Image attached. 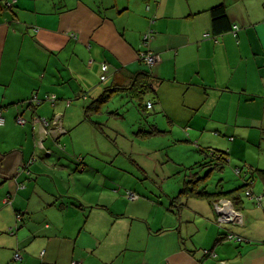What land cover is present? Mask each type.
Returning a JSON list of instances; mask_svg holds the SVG:
<instances>
[{
  "label": "crops",
  "instance_id": "crops-1",
  "mask_svg": "<svg viewBox=\"0 0 264 264\" xmlns=\"http://www.w3.org/2000/svg\"><path fill=\"white\" fill-rule=\"evenodd\" d=\"M8 1L0 0V264H264V183L253 179L263 165L239 168L230 156L245 147L235 135L264 142V0ZM221 4L237 29L215 34L211 9ZM148 51L153 67L140 61ZM120 70L151 72L152 110L190 139H232L225 167L245 182L242 226H220L217 197L206 195L177 199L179 220L155 227L154 203L130 201L100 164L70 154L65 142L85 114L73 98L101 95ZM38 118L58 123L46 129ZM223 188L212 194L231 191Z\"/></svg>",
  "mask_w": 264,
  "mask_h": 264
},
{
  "label": "rangeland",
  "instance_id": "rangeland-1",
  "mask_svg": "<svg viewBox=\"0 0 264 264\" xmlns=\"http://www.w3.org/2000/svg\"><path fill=\"white\" fill-rule=\"evenodd\" d=\"M152 84H156L154 78ZM96 96L92 95L89 100L81 98H73V100L75 104L85 105V108ZM154 96H156L154 89L149 90L143 96V105L149 99L156 98ZM139 105L140 101L137 98H131L126 93H114L104 105L102 113L93 118L103 124L105 133L100 132L91 122L82 118L80 123L77 122V127L71 131L72 141L70 142L67 137L68 141L65 144L68 145L72 156L76 149L77 152L79 151V156L85 157L87 163L100 164L103 171L112 174L115 177L113 184L116 189L121 187L123 192L135 191L143 199L154 203L155 214L151 219L155 227L162 223L170 225L174 220H179V203L176 206L175 202L172 203V199L169 202L167 194L178 196L184 181L194 179V173H197L196 176L199 177H205L209 173L212 168L208 163L210 160L201 151L202 149L210 148L226 152L231 149L229 144L232 140L229 136H224L226 134L214 133L213 135V132H204L200 141L199 138L190 139L187 131L184 132L172 126L158 110L154 109L149 113L143 109L144 112ZM155 129L160 132L150 134ZM233 138L236 142H245L242 151L233 150L230 153V156L234 157V163L238 162L239 168H246L248 165H244L245 163L253 164L254 167L260 164L263 165L262 170H264V142L259 147L258 137L242 139L241 136L235 135ZM230 156L226 157L230 158ZM72 159L73 157H70V160ZM90 164L89 167H91ZM234 169L235 166H226L222 171L209 173L199 183L206 186L205 188L210 193L216 190L222 191L223 187H226L224 191L235 189L245 182L242 176L235 173ZM253 179H257L259 185L263 183V177L257 169ZM162 199L175 209L168 211V206L163 208L160 202ZM185 208L188 209L186 206ZM203 254L206 257H214L206 254L205 249H203Z\"/></svg>",
  "mask_w": 264,
  "mask_h": 264
},
{
  "label": "trees",
  "instance_id": "trees-1",
  "mask_svg": "<svg viewBox=\"0 0 264 264\" xmlns=\"http://www.w3.org/2000/svg\"><path fill=\"white\" fill-rule=\"evenodd\" d=\"M213 19H212V26H213V32L215 34H221L230 31L233 27L232 24L228 18V15L226 13V7L221 4L218 6H215L211 9ZM143 63V62H142ZM118 76V80L114 81L110 85H108L103 93L99 95L97 98L93 99V101L88 104L84 111V118L86 121L91 122L97 130H99L102 133H105L101 123L98 121H95L93 118L94 116L100 115L102 113V109L104 105L111 99L112 95L114 93H126L128 94L131 98H137L140 101V108L144 109L146 108V104L143 105V96L149 91L153 90V74L151 72L142 70L138 71L136 73H129L128 71L120 70ZM107 77V76H106ZM37 98V97H36ZM51 99V98H47ZM53 100V99H52ZM55 101V100H53ZM150 101V100H148ZM152 101V100H151ZM147 103V102H146ZM32 104V103H31ZM29 104V105H31ZM39 105V104H38ZM31 107H33L31 105ZM147 109V108H146ZM47 120V118H46ZM50 120V121H49ZM51 120L53 119H48L51 123ZM142 132V131H141ZM157 129L154 130V132H150V134H155L158 133ZM206 156L209 158V164H211V169L209 173H212V171H222L224 170L225 165L227 164V155L228 153L223 152V151H211L207 150L204 151ZM210 153H212L210 155ZM257 171L264 176V170L262 169H257ZM205 177H199L196 176L198 175L197 173H194V179L184 181L183 188L180 190L179 195L176 196L175 198H172V201L175 202L177 199H183V198H196V197H201L204 198L206 195H208V198L217 197L223 198V197H228L230 200L234 203L236 206L237 201L240 200V196L242 194V191L245 190L246 186L243 185L242 187H239L237 189L231 190L229 192H220V193H210L206 190L205 187L201 188V183H199L201 180H204L208 174ZM198 186V187H197ZM209 250V249H207ZM211 251V250H210Z\"/></svg>",
  "mask_w": 264,
  "mask_h": 264
},
{
  "label": "built area",
  "instance_id": "built-area-1",
  "mask_svg": "<svg viewBox=\"0 0 264 264\" xmlns=\"http://www.w3.org/2000/svg\"><path fill=\"white\" fill-rule=\"evenodd\" d=\"M15 0H10L7 3V6L12 7L14 5ZM234 29H237V26L234 27ZM150 38V34H146L144 39L145 41H148V39ZM140 61L143 62L145 65L153 67L154 65H156L158 63V56L152 52H142L140 53ZM105 69H107V65L104 66ZM154 107V103L153 101H147L146 103V108L147 110H152ZM37 120V123L42 124V126L46 129H48V127L50 126V122L47 121L45 118H38L35 119ZM19 123L21 124H25L26 120L24 118L19 119ZM54 124H57L58 122L56 120L53 121ZM4 124V117L2 114V111L0 110V126ZM232 140V139H231ZM62 149H65V146L62 147ZM239 172V170H238ZM246 196L250 197L251 199H258L257 197H255L253 195V193L249 190H247L246 192ZM126 196L130 201H137L140 199V195L134 191L128 190L126 192ZM261 199V198H260ZM259 200V199H258ZM214 208L216 213L218 214V224L220 226H224V225H233V226H242L244 223V216L242 215V213L238 210V208L234 205V203L228 199V198H219L217 200L214 201ZM18 220H22L21 216H18ZM228 237L231 240H236L237 242H246V239L240 236H237L233 233L228 234ZM206 254L212 255V256H216L215 253H213L210 250H205ZM15 261H22V255L19 251H17L15 253V257H14ZM71 264H81L79 261H73Z\"/></svg>",
  "mask_w": 264,
  "mask_h": 264
},
{
  "label": "bare ground",
  "instance_id": "bare-ground-1",
  "mask_svg": "<svg viewBox=\"0 0 264 264\" xmlns=\"http://www.w3.org/2000/svg\"><path fill=\"white\" fill-rule=\"evenodd\" d=\"M235 27V26H234ZM233 27V28H234ZM232 28V29H233ZM211 33V32H210ZM210 33L208 34V35H210ZM38 101V100H37ZM128 101V100H127ZM33 102V101H32ZM39 102V101H38ZM31 104V103H30ZM38 106V105H37ZM146 109V108H145ZM118 110V109H117ZM116 110V111H117ZM141 110H143V109H141ZM108 111V110H107ZM144 111V110H143ZM110 112V111H109ZM145 112V111H144ZM149 113H150V111H149ZM143 115V114H142ZM57 117V116H56ZM60 118V117H59ZM147 118V117H146ZM46 119V118H45ZM48 120V119H47ZM50 121V120H49ZM51 124H52V122H51ZM56 127V126H55ZM61 127V126H60ZM103 127V126H102ZM145 128V127H144ZM51 129V128H50ZM104 129V128H103ZM54 130V129H53ZM61 130V129H60ZM50 131V130H49ZM56 131V130H55ZM58 131V130H57ZM53 132V131H52ZM58 134V133H57ZM60 134V133H59ZM61 135H62V133H61ZM216 150V149H215ZM254 173V172H253ZM140 174V173H139ZM250 176V175H249ZM148 177V176H147ZM257 178V177H256ZM260 178V177H259ZM256 181H257V179H255ZM221 181V180H220ZM219 182V181H218ZM253 182V181H252ZM263 183H264V181H262ZM221 184V183H220ZM254 183H252L251 185H253ZM255 185V184H254ZM221 189V188H220ZM154 190V189H153ZM155 191V190H154ZM254 192V191H253ZM256 192V191H255ZM262 193V192H261ZM154 194H155V192H154ZM262 196V195H261ZM224 198V197H223ZM230 199V198H229ZM259 201V200H258ZM261 203V202H260ZM258 205V204H257ZM256 206V205H255ZM188 208H190V207H188ZM252 241V240H251Z\"/></svg>",
  "mask_w": 264,
  "mask_h": 264
}]
</instances>
